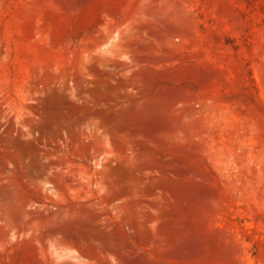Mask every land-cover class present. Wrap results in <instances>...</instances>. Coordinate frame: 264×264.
<instances>
[{
    "label": "rangeland",
    "instance_id": "rangeland-1",
    "mask_svg": "<svg viewBox=\"0 0 264 264\" xmlns=\"http://www.w3.org/2000/svg\"><path fill=\"white\" fill-rule=\"evenodd\" d=\"M0 264H264V0H0Z\"/></svg>",
    "mask_w": 264,
    "mask_h": 264
}]
</instances>
